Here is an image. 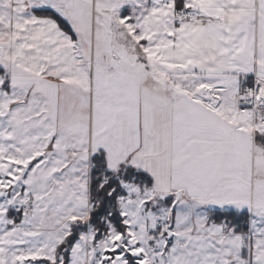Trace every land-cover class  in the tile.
I'll use <instances>...</instances> for the list:
<instances>
[{
    "label": "snow or ice",
    "instance_id": "snow-or-ice-1",
    "mask_svg": "<svg viewBox=\"0 0 264 264\" xmlns=\"http://www.w3.org/2000/svg\"><path fill=\"white\" fill-rule=\"evenodd\" d=\"M0 264H264V0H0Z\"/></svg>",
    "mask_w": 264,
    "mask_h": 264
}]
</instances>
